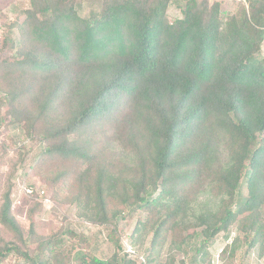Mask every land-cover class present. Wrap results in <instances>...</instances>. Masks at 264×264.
<instances>
[{
	"label": "trees",
	"instance_id": "obj_1",
	"mask_svg": "<svg viewBox=\"0 0 264 264\" xmlns=\"http://www.w3.org/2000/svg\"><path fill=\"white\" fill-rule=\"evenodd\" d=\"M63 1L28 0L3 27L0 50H15L0 61V105L44 144L36 170L52 200L111 226L116 251L65 250L82 237L67 230L23 234L8 190L0 264H134L115 230L135 213L129 243L150 236L149 256L194 242L204 264L233 227L264 254V0L236 12L216 0H101L87 16ZM171 5L180 18L168 19ZM239 247L235 237L220 260L232 264Z\"/></svg>",
	"mask_w": 264,
	"mask_h": 264
},
{
	"label": "rangeland",
	"instance_id": "obj_2",
	"mask_svg": "<svg viewBox=\"0 0 264 264\" xmlns=\"http://www.w3.org/2000/svg\"><path fill=\"white\" fill-rule=\"evenodd\" d=\"M180 1L184 0H175ZM221 3L222 11H239L243 0H216ZM74 4L81 16H87L96 11L101 0H66L65 4ZM28 7V0H0V20L4 26L11 22L19 24L23 20V10ZM180 10L171 5L167 17L170 20L180 18ZM11 40L17 41L19 34L15 26L11 28ZM264 49V45H263ZM14 50L10 44L0 50V61L12 60ZM0 204L4 194L9 190L12 202V214L22 228L23 234L31 233L34 238H52L61 230L72 232L82 236L81 239L67 240L65 250L71 247L74 251H85L96 257L107 259L116 251L113 241L110 240L112 227L109 225H94L76 217L75 208L67 204H60L52 200V190L46 187L42 177L43 171L36 170V164L40 158L44 144L27 134L25 128L11 124L8 107L0 105ZM24 187H30L32 193L28 194ZM63 189V188H60ZM44 191V197L37 195L38 191ZM58 190V189H57ZM64 192V191H62ZM46 195V197H45ZM51 197V198H50ZM44 199L48 201L44 202ZM36 203L42 205L35 213H29ZM142 215L137 213L129 218L120 219L116 222L115 236L120 240L125 251L131 250L127 259L134 264H142L143 258H148L147 264H195L192 259L195 253V243L184 246L178 250L169 245L159 247L153 255L149 256L150 236L146 235L136 244L130 245L131 234L136 219ZM32 228V229H30ZM31 231V232H30ZM235 237H239L240 247L236 250L232 264H264V254L258 247L248 248L243 235L234 227L226 233H219L208 248V256L204 264H213L215 255L230 245ZM0 240L10 241L12 236L0 225ZM125 245V246H124ZM37 243H32L29 248L34 250ZM221 254V252L219 253ZM220 264H225L219 257ZM1 264H23L22 260L15 255H9ZM75 264V263H70ZM196 264H200L196 262Z\"/></svg>",
	"mask_w": 264,
	"mask_h": 264
},
{
	"label": "built area",
	"instance_id": "obj_3",
	"mask_svg": "<svg viewBox=\"0 0 264 264\" xmlns=\"http://www.w3.org/2000/svg\"><path fill=\"white\" fill-rule=\"evenodd\" d=\"M3 27H4V25H3V23H2V21L0 20V39L2 38V35H3ZM24 190L26 191V193H28V194H31L32 193V189L30 188V187H24ZM37 195L39 196V197H41V198H43L44 197V191L43 190H41V191H38L37 192ZM47 202L48 200L47 199H44V202ZM128 253H132V251L131 250H128L127 251ZM221 251H219V253H220ZM219 253H216V255H215V262L213 263V264H220V262H219Z\"/></svg>",
	"mask_w": 264,
	"mask_h": 264
}]
</instances>
